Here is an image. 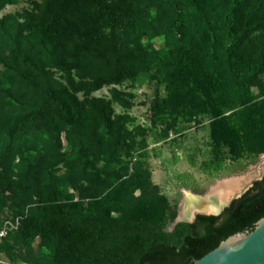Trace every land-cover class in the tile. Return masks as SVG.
<instances>
[{
    "label": "trees",
    "instance_id": "trees-1",
    "mask_svg": "<svg viewBox=\"0 0 264 264\" xmlns=\"http://www.w3.org/2000/svg\"><path fill=\"white\" fill-rule=\"evenodd\" d=\"M6 2L0 0V8ZM158 2L150 15L146 0H35L29 9L0 17L1 98L11 102V114L42 113L56 148L62 132L75 130L78 139L68 133L66 138L84 158L80 166L88 180L87 203L64 201L26 184L35 212L20 220L13 243H4L24 250V261L139 264L152 241L178 252L183 237L192 236L191 224L203 214L167 231L174 213L166 198L149 190L135 193L149 173L142 157L134 173L116 183L110 181L113 173L101 175L97 162L131 156L144 132L132 121L129 127L128 116L116 114L109 101L90 95L102 84L147 68L154 89L165 90L152 105L161 121L151 133L155 142L168 138L171 130L185 129V118L208 117L207 137L189 157L209 175L264 153V0ZM151 27L169 45L152 62L140 43ZM53 69L64 73V81ZM79 90H85L82 99ZM5 144L0 138V157ZM46 235L53 239L45 241ZM36 237L47 252H34Z\"/></svg>",
    "mask_w": 264,
    "mask_h": 264
},
{
    "label": "rangeland",
    "instance_id": "rangeland-1",
    "mask_svg": "<svg viewBox=\"0 0 264 264\" xmlns=\"http://www.w3.org/2000/svg\"><path fill=\"white\" fill-rule=\"evenodd\" d=\"M33 1L35 0H7L0 8V17L29 9ZM146 1L150 15H155L159 6L158 0ZM105 36L110 38L111 33L107 31ZM140 43L146 59L150 62L154 61L156 55L169 49L165 38L160 36L154 27L140 37ZM53 71L58 80L64 81L63 72L55 69ZM262 77L264 78V73ZM11 82L14 83L13 79ZM76 94L80 99L86 95L85 90H79ZM156 94L164 95L165 90L162 86L154 89L145 66L140 68L135 77L102 84L90 93L91 96L109 101L116 114L127 115L129 127L132 121L133 125L144 128V132L136 139L131 156L115 160L105 158L106 161H98L96 167L102 176L113 173L109 180L116 183L119 177L126 178L133 174L137 162L142 157L149 173L143 180V186L136 189L135 193L149 190L166 198L170 211L174 213L173 220L166 226V230L171 231L177 222H187L194 213L200 212L194 210L190 218L181 217L184 201L189 197L205 196L218 181L248 177L249 181L243 184L235 194L237 195L260 178L264 174V153L241 166L224 168L217 175L207 174L201 170L199 162H190L189 155L194 149L200 148L203 139L207 137L208 117L197 114L185 118L182 120L185 129L177 133L171 130L168 138L155 142L151 135L152 130L161 126L159 117L152 111ZM1 97L0 90V138L6 143L5 155L0 157V264H33L21 258L26 257L24 250L17 252L8 249L4 244L5 241L13 243V235L20 228V220L24 215L35 212L34 205L28 203L29 190L26 184L47 193H57L64 201L82 200L87 203L84 187L88 180L82 175L80 166L84 163V158L77 153V148L68 144L66 138L67 133L72 139L76 138L75 130L62 132L56 148L45 132L49 121L42 113L11 114V102ZM178 127H181L180 123L175 129ZM12 128L15 133L9 135L8 131ZM170 138L176 139L177 142H171ZM144 151H147V154L141 156L140 153ZM10 181L16 185H11ZM92 181L95 182V179ZM235 195L224 205L229 204ZM52 239L49 235L44 237L47 242ZM31 245L36 254L47 252V246L40 245L39 237H36Z\"/></svg>",
    "mask_w": 264,
    "mask_h": 264
},
{
    "label": "water",
    "instance_id": "water-1",
    "mask_svg": "<svg viewBox=\"0 0 264 264\" xmlns=\"http://www.w3.org/2000/svg\"><path fill=\"white\" fill-rule=\"evenodd\" d=\"M227 205L198 212L178 252L152 241L139 264H264V175Z\"/></svg>",
    "mask_w": 264,
    "mask_h": 264
},
{
    "label": "bare ground",
    "instance_id": "bare-ground-1",
    "mask_svg": "<svg viewBox=\"0 0 264 264\" xmlns=\"http://www.w3.org/2000/svg\"><path fill=\"white\" fill-rule=\"evenodd\" d=\"M247 181H249L248 177H242L240 179L227 178L218 181L205 196L189 197L185 200L181 217L190 218L194 210L205 212L218 211Z\"/></svg>",
    "mask_w": 264,
    "mask_h": 264
}]
</instances>
